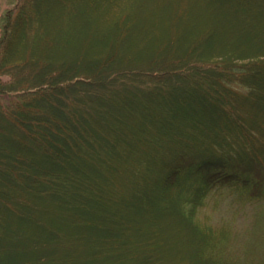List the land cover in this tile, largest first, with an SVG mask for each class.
<instances>
[{
  "label": "trees",
  "instance_id": "obj_1",
  "mask_svg": "<svg viewBox=\"0 0 264 264\" xmlns=\"http://www.w3.org/2000/svg\"><path fill=\"white\" fill-rule=\"evenodd\" d=\"M9 1L0 264H264L198 217L264 203V0Z\"/></svg>",
  "mask_w": 264,
  "mask_h": 264
},
{
  "label": "rangeland",
  "instance_id": "obj_2",
  "mask_svg": "<svg viewBox=\"0 0 264 264\" xmlns=\"http://www.w3.org/2000/svg\"><path fill=\"white\" fill-rule=\"evenodd\" d=\"M11 1L9 0H0V15L2 10L10 6ZM155 5L154 2L149 4V8H152ZM160 13V12H159ZM162 14L167 15L166 12ZM155 14L156 17H158ZM219 19H223V15L218 13ZM215 22L213 17L202 18L199 17L197 20L191 24H187L188 28L196 33V36L199 37L201 33L207 32L210 29V25ZM170 27L169 32L172 34H177L179 26L177 20L170 18L163 26L168 25ZM186 24V23H185ZM235 29L230 26L229 23H220L214 30L215 36H224V34H231ZM236 31V30H235ZM208 33V32H207ZM235 33V32H234ZM236 41L246 42L245 39H241L239 36H233ZM160 47V48H159ZM156 52L161 49V45H158L157 48H153ZM145 50L144 52H146ZM264 203L263 202H245L236 199L232 195L227 193H213L207 199L206 205L199 211L198 217L201 221L209 223L214 227H219L223 225H228L231 227L232 231V248L235 254L241 256L244 250V247H249L254 245L256 242L264 244ZM263 213L261 214V212Z\"/></svg>",
  "mask_w": 264,
  "mask_h": 264
}]
</instances>
